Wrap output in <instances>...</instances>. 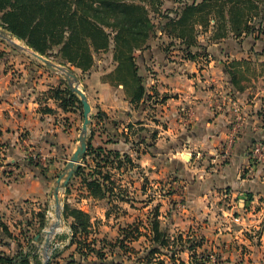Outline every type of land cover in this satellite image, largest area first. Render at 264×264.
<instances>
[{
  "label": "crops",
  "instance_id": "1",
  "mask_svg": "<svg viewBox=\"0 0 264 264\" xmlns=\"http://www.w3.org/2000/svg\"><path fill=\"white\" fill-rule=\"evenodd\" d=\"M261 18H264V11ZM229 37L201 43L210 54L209 62L202 65L201 70L200 63L196 61L166 55L157 42H147L136 53L138 72L143 77L147 93L155 92L166 97L163 103L151 107L155 114L160 109L161 119L167 124L164 133L173 139L169 143L177 150L173 156L177 158L178 155H188L190 158L196 155L200 158L199 151L202 150L214 153L215 159L212 160L217 161L220 157L217 152L222 153L224 150L221 148L224 146L230 147V164L223 168L220 166L218 183L230 187V193L223 196L231 194L232 202L227 206H219L217 202H204L201 197L195 198L189 205L192 212L186 211L179 222L181 227H195L207 236L218 230L219 233L210 236L213 239L219 236H244L243 229L229 230L223 234L222 230L226 231L227 227L222 228V225L228 223L230 219L227 215L235 208L244 212L249 210L248 217L252 214L254 206H248V194L252 196L249 202H257L260 210L264 211V165L255 164L248 156L254 141H264V39L257 38L256 32L243 35L240 39ZM3 40L6 39L0 37V49L5 51L0 57V155H3L0 159V209L4 206L6 211L10 204L40 203L50 182L53 180L56 185L57 178L54 177L59 175L65 164L63 162L68 161L67 158L75 150V140L79 135L76 128L78 120L83 121V116L76 100L75 105L69 109L61 108L60 101L50 93V89L58 86V83L53 80L43 84L45 78L54 73L43 64L40 67L35 62V68L28 67L31 71L39 68L37 74L43 77L39 85L35 75L26 77L24 72L15 77L13 71L7 70L6 63L11 55L7 48H3ZM108 54L112 61V49ZM231 62H236L241 72L237 86L232 83L227 72ZM103 66L107 65L98 60L83 76L89 77L87 81L92 84L93 95L97 98L95 102L100 110L117 117L113 122H106V125L109 124L106 127L112 137L117 135L119 138L118 132H123L122 128L127 131L124 125L129 123L130 115L134 119H146L147 109L138 107L132 111L133 107L126 100L122 85L111 84L104 79V75L115 65L107 69ZM76 70L81 74L79 69ZM56 75V79H59L60 76ZM148 109L151 110L150 107ZM146 122L138 125L159 127L150 120ZM144 138L142 135L141 139ZM108 147L128 152L144 168L155 167L156 149L135 154L131 149L128 151L129 145L123 139H118L117 144ZM30 151L46 157L41 162L29 163L27 153ZM6 163L11 166H4ZM213 192L216 196H222V193ZM74 196L78 197L77 194ZM236 198L237 202L234 201ZM81 201L86 203L77 207L89 212L92 199L82 198ZM127 204L123 202L119 205L123 209L131 207ZM228 205H231L230 208ZM103 211L100 216L102 218ZM205 217L207 222L202 221ZM119 218H115V221ZM240 240L252 249L242 255L245 258L244 264H259L261 255L250 238L244 236ZM66 241L68 243V238Z\"/></svg>",
  "mask_w": 264,
  "mask_h": 264
},
{
  "label": "trees",
  "instance_id": "2",
  "mask_svg": "<svg viewBox=\"0 0 264 264\" xmlns=\"http://www.w3.org/2000/svg\"><path fill=\"white\" fill-rule=\"evenodd\" d=\"M146 1L153 6L151 10L153 12L157 11V6L161 4V0H0V27L11 32L33 51L62 65L69 64L79 69L82 75L94 65L98 53L112 49L115 66L104 75V79L111 84L122 85L128 102L137 107L151 98L143 77L138 72L135 54L138 49L145 46L149 32L154 27L148 14L149 9L144 4ZM175 1L182 2L180 13L176 18L169 19L162 26V30L170 38L181 41L185 46L183 49L187 51L186 55L191 60L196 58L189 54V50L198 45L197 27L210 30V37L213 39L211 41L229 36L240 39L243 35L255 32L257 38L264 35V18H261L264 0ZM255 18L259 20L257 27L252 22ZM236 64L231 62L227 72L232 83L237 86L241 72ZM50 93L60 101L62 109L74 106L75 100L78 108L82 109L79 98L64 79H61L58 86L51 88ZM92 117L102 121L95 123L102 129L101 132H97L95 125L92 126L81 163L65 187L64 193L67 198L63 204L62 215L68 223L69 233L59 238H68L65 247L74 245V252L82 257L95 255L103 259L107 256L106 247L114 245L104 238L92 235L90 210L88 212L70 205L67 202L68 196L70 197L75 189L78 191V201L82 198H91L92 201L101 202L100 206L106 218L119 215L118 210H122L119 204L123 203L125 192L114 176L119 174L122 167L124 169L128 166L134 167L135 164L128 152L108 147L113 142V137L103 122L107 114L99 109ZM127 128H131V124H127ZM155 134L156 132L152 131V139L155 138ZM97 136L100 140L95 144L93 138ZM125 137L127 142L128 136ZM27 159L29 163H37L31 156ZM73 182H78L75 188H72ZM247 196V201L252 200L250 194ZM116 199L120 202L117 203ZM37 215L40 217V231L46 224L45 209L40 210ZM152 216L148 224L149 231L143 234L149 244L144 256L138 259L145 260L146 263L151 262L156 255L162 253V249L169 247L173 249L171 256L173 258L175 247L179 245L183 247L182 251L192 253L190 258L194 264L209 263L210 258L207 255L195 252L197 242L191 238L184 240L179 234L169 235L161 225L157 207L154 208ZM3 229L7 232L6 225H3ZM119 230L115 242H118L119 249L124 253L131 254L135 250L129 245V241L136 240L141 235L139 224L129 223ZM54 255L56 253L51 257H55ZM70 255L67 264L74 263L73 253ZM39 257L41 255L30 241L26 249L21 247L15 254L1 253L0 264H41ZM177 260L183 264L182 260Z\"/></svg>",
  "mask_w": 264,
  "mask_h": 264
},
{
  "label": "rangeland",
  "instance_id": "3",
  "mask_svg": "<svg viewBox=\"0 0 264 264\" xmlns=\"http://www.w3.org/2000/svg\"><path fill=\"white\" fill-rule=\"evenodd\" d=\"M144 4L149 9L148 14L154 26L153 29L149 32V37L146 40V43L152 41L157 42V44L163 49L166 55L177 57L182 56L183 58L190 59L189 56L186 55L187 51L185 52V50L183 49L185 46L181 43V41L176 38H170L162 30V26L169 19L176 18L178 13H180L182 2H176L175 0H161V4L157 6V11L155 12L151 11L153 6L149 5L148 1H146ZM252 22H254L255 26L257 27L259 20L255 18L252 19ZM197 28L198 32L196 38L198 45L192 47L189 50V54H192L196 57L193 61L200 63L201 70L203 69V66L207 62H209L210 55L206 51V48H204V45H202L201 43L213 42L211 41L213 39H211L210 37V30H203L200 27ZM0 29L5 30L2 27H0ZM259 30H261V27L259 28ZM260 38L264 39V37ZM13 42L18 44L19 46L25 48L28 47L22 40H19L16 37L9 36L8 40H3V48H7V50L10 52L9 54L12 56V58L11 56H7V70L13 71L12 74H14L15 77L23 75L24 72L26 77H29L30 75L32 77V75H35L38 79L37 83L39 85V83L43 80V77H39L37 74L39 68L32 69L31 71L28 67L32 66L33 68H35L33 64L36 63H38L41 67L43 66L42 63L32 57L29 53L30 51H27L25 49H16L13 46ZM109 50L106 52H100L96 55L95 62L100 60L101 64L107 65L106 67L103 66L104 69L115 65L113 60L110 61V57L108 54ZM136 53L137 51L135 52V54ZM4 54L5 51H2V49H0V57ZM49 60L53 63L65 67L67 70H72L77 75L79 79L78 86L85 93L89 103L91 104V113L89 115L91 124L86 131L88 142L92 126L95 125L94 128L95 130H97V132H101L100 129H102V127L100 128L97 126V124H95L100 120L97 121L92 117V115H94L100 108L95 102L97 98L93 95V90L91 88L92 84L87 81V78L89 77L79 74V72L69 64L62 65L57 61L51 59ZM42 71L45 72L43 69ZM52 71L54 73H50V78H48L49 76L46 77V81L43 82V84L46 85L48 84L47 82H54L53 80H55L56 83L60 84V81L62 79L61 77L64 78V74L60 71ZM55 73L60 76L59 79H56L57 75ZM150 95L151 98H149L146 102L137 107L132 105L133 108H131L132 111L136 110L138 107H142L143 110L147 109L145 115L146 119H134L133 115L131 114L128 123L131 124V128L128 129L127 124H125L124 126L127 128V131H124V129L122 128L123 132H118L119 138H117V135H115L113 137V142L109 145L112 146L117 144L118 139L126 140L125 136L127 135V144L129 145L128 151H130L131 149V151H134L135 154H139V152L147 153L149 152V150H152L153 152L156 149L157 153L155 154L154 160L155 167L144 168L138 162L134 161V167L128 166V168L125 169L124 167H122L119 171V174L114 176V179L118 182V185H122L121 188L124 189L125 195L123 202H126L128 203L127 205L131 206L127 209H123L121 207L122 210H118V213H120L119 215H111L110 219H107L105 216L104 218H102L100 217L102 214V206H100L101 202L98 203V201H91L92 205L90 208V213L91 216L94 217V219L91 220L93 225L92 235L96 238H104L105 240L112 242V244L114 245L113 247H106L105 252L107 256L103 259H99L95 255L82 257L78 253L74 252V245L65 247L67 244L66 239H61L59 237L64 235L66 236V234L69 233V227L62 214L60 224L62 229H60V231L58 230L57 232H54L51 236L46 235L44 230H47L48 226L50 225V212H54L56 214V206L54 196L52 194L53 185H55L53 180L50 182L47 193L42 198V201L40 203L25 202L23 204H10L6 211L5 207L2 206V208L0 209V254H15L20 250L21 247L26 249L28 242L31 241L35 245L36 251L41 255V257L38 258V260L41 261V264H43L46 259H48L47 263L49 262V264H67L69 259L71 258L70 254L72 253V260H74L73 264H180L177 259L182 260L183 264H194V261L190 258L192 253H189L186 250L182 251L183 247L179 245L175 247V256L173 258H171L173 249L172 247H169L168 249H162V253L156 255V257H154L151 262L146 263L145 260L138 259L140 256H144L146 247L149 244L148 240L143 234H147V232L149 231L148 224L150 219L153 217L152 213L154 208L157 207L159 214L158 218L161 221L162 227L167 230L170 236H176L179 234L182 235L184 240H187L189 239L190 235L191 240L197 242L198 244V246L195 247V252H197V254L202 253L203 255H207V257L210 258L208 260L209 263L206 264H244L245 258L242 255L246 251L252 250L241 242L240 239L244 236H248L252 244L255 245V247L259 250L258 253L261 255L259 264H264V211L260 210V208L258 207L260 205H258L257 202L250 203L246 200L247 204H249V207L254 206L253 209H251L252 214L249 217L247 216L249 210L244 212L238 210V208H235L231 212V214L227 215V218H229L230 220L228 221V223L226 222L223 224H226V226L222 225V228L227 227L226 231L222 230L223 234L230 232L229 230L243 229V237L239 236V238H234L219 236L213 239L210 238V236L213 237L216 232L219 233L218 230L214 232L213 235L207 236L204 235V233L202 234V231H199V229H195V227L190 229H187L188 225L181 227V225L179 224L181 220L180 218L184 217L186 211H190V213L192 212V210L189 208V205L190 203H193L195 198L198 199V197H201L203 200H205L204 202H206V200L214 203L217 202L219 206L221 204L227 206L228 203L232 202L233 197L231 194L228 197L223 196L224 194L230 193V187L218 183L221 170L220 168H223V166L230 164V147L224 146L221 148V150H224L222 151V153L217 152L220 155V157L217 158V161L212 160L214 158V153H209L208 151L203 152L202 150L199 151L201 154L200 158L196 157V155L191 156L190 158L188 155H186L185 157H181L180 155H178L179 157L177 158L174 157L173 155L177 154V150L174 145H171V143H169L171 139H169L170 137L168 136V134L164 133L167 124L161 119L160 109H158L155 114L152 111V109L154 108L151 107L153 104L163 103L165 101V97H163V95H160L159 93L155 94V92L151 93ZM77 97L79 98V96ZM149 107L151 108V110L148 109ZM115 118L117 117L107 115V117L103 120V122L105 123V127L109 125H106V122H113ZM146 120L152 121L153 123L159 125V127L154 128L150 126L145 127L138 125L140 123H145ZM82 122L83 121L81 119L78 120V126L76 128V133L78 134H80L81 132ZM152 131L156 132L154 139L151 138ZM142 135L145 137L144 139H141ZM99 138L100 137L98 136L97 138L94 137L93 142L96 144L100 140ZM75 141L77 145L79 143L78 136L76 137ZM111 148L115 149L114 147ZM39 154L40 153L33 154L30 151L27 153V157L31 156V158H34L37 161L40 160L41 162L46 156L43 157ZM1 156L3 155H0V159L2 158ZM67 160H69V157L67 158ZM63 163L65 164L60 170L61 172L65 170L67 161ZM6 165L11 166L8 163H6L4 166ZM7 170L8 172L11 171V169ZM60 171L59 175L61 174ZM58 176H55L54 178H58ZM77 184L78 182H73L72 188H75ZM213 191L218 194L222 193V196H216ZM76 194H78V191H75V189H73L72 195L70 197L68 196L67 202L72 206H80L85 204L86 201H78L79 198L74 196ZM58 195L61 200L59 210L60 212H62L63 204L65 202V199L67 198H65L64 188L59 189ZM213 198H219V200H214ZM237 200L238 199L236 198L234 201L237 202ZM115 201H117V203L120 202L118 199H116ZM230 206L231 205H228L229 208ZM43 209H45L46 224L39 231L40 217L37 215V213ZM123 210H125V213H123ZM115 217L120 218L115 221ZM236 217L238 218V221L234 220V218ZM248 220H250L251 222H248ZM202 221L207 222V217H205V219ZM242 221L244 223H242ZM27 222H30V224L28 225ZM129 223L139 224L141 230V235H139L136 240L129 241V245L132 246L135 250L134 252H131V254L124 253L123 250L119 249L118 242H115L117 235L120 233L119 229L125 227V225ZM3 225H6L7 232L9 233L5 232V230L3 229ZM38 231L39 235H37ZM36 236H38L37 239ZM47 237H49L50 240L45 255L43 249L45 246V238ZM55 253V257H51Z\"/></svg>",
  "mask_w": 264,
  "mask_h": 264
},
{
  "label": "water",
  "instance_id": "4",
  "mask_svg": "<svg viewBox=\"0 0 264 264\" xmlns=\"http://www.w3.org/2000/svg\"><path fill=\"white\" fill-rule=\"evenodd\" d=\"M9 36L15 37L14 35H12L11 32H9L7 30L0 29V37L8 40ZM13 45L18 49L29 50L30 55L32 57H34L36 60H39L46 68H48L50 70L62 72L64 74V78L67 81V84L70 87L71 91L73 93H75L77 96H79L80 102L82 104L83 122H82V126H81V132L78 135L79 143L76 145L75 150L70 155L69 160L66 163L65 170L63 172H61V174L56 179V185L54 186L53 193H52L54 196V199H55L56 216L58 218L62 219L61 218L62 212H60V210H59L61 200L59 198L58 191L60 188L65 189L69 179L74 174L77 166L79 165V163L82 159V156L84 155V153L86 151V148H87L86 131H87L89 125L91 124L90 117H89V115L91 113V105H90L85 93L79 88V86H78L79 79H78L77 75L72 70H67L65 67H63L59 64L53 63L52 61H50L46 57L40 55L39 53L33 51L29 47L25 48V47L19 46L18 44L14 43V42H13ZM44 232H45V230H44ZM37 237L38 236H36V239H37ZM49 240H50L49 237L45 238V246L43 249L45 255H46V251H47L48 246H49ZM47 260L48 259H46L43 264H47Z\"/></svg>",
  "mask_w": 264,
  "mask_h": 264
},
{
  "label": "built area",
  "instance_id": "5",
  "mask_svg": "<svg viewBox=\"0 0 264 264\" xmlns=\"http://www.w3.org/2000/svg\"><path fill=\"white\" fill-rule=\"evenodd\" d=\"M249 159L254 163L264 165V141H254L248 151ZM238 221V218H234Z\"/></svg>",
  "mask_w": 264,
  "mask_h": 264
},
{
  "label": "bare ground",
  "instance_id": "6",
  "mask_svg": "<svg viewBox=\"0 0 264 264\" xmlns=\"http://www.w3.org/2000/svg\"><path fill=\"white\" fill-rule=\"evenodd\" d=\"M50 216V225L48 226L47 230L45 229V233L48 236H51L54 232H57L58 230L60 231V229H62L60 226L61 219H59L54 212H50Z\"/></svg>",
  "mask_w": 264,
  "mask_h": 264
}]
</instances>
